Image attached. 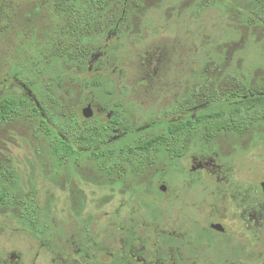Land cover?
Returning <instances> with one entry per match:
<instances>
[{
	"label": "rangeland",
	"instance_id": "1",
	"mask_svg": "<svg viewBox=\"0 0 264 264\" xmlns=\"http://www.w3.org/2000/svg\"><path fill=\"white\" fill-rule=\"evenodd\" d=\"M61 2L0 0V100L24 101L0 122V264H264V120L109 176L90 156L263 89L264 0H109L78 37Z\"/></svg>",
	"mask_w": 264,
	"mask_h": 264
},
{
	"label": "trees",
	"instance_id": "2",
	"mask_svg": "<svg viewBox=\"0 0 264 264\" xmlns=\"http://www.w3.org/2000/svg\"><path fill=\"white\" fill-rule=\"evenodd\" d=\"M108 2L109 0H62L61 8L72 15L71 34L78 37L91 30L98 23L100 14ZM225 100L232 104L229 112L215 111L196 114L169 123L164 133L152 136L147 140L138 141L118 151L93 152L90 156L95 161H100L99 169L109 176L114 167L124 161H128L133 169H137L140 163L151 160L153 152L158 146H165L172 157L181 156L186 142L199 127L203 128L205 138L210 140L215 139L221 132L241 134L249 130L253 124L264 120V88L256 91H232L225 95ZM23 108L24 101L22 99L18 101L14 98H3L0 100V122L19 115ZM36 112L38 111L36 110ZM42 124L50 137L57 138V133L53 129H49L43 119ZM110 124L112 127L127 129L117 117H114ZM86 139H90V136ZM52 152L60 162L76 155L73 146L61 139L53 144ZM1 198L4 196L0 190Z\"/></svg>",
	"mask_w": 264,
	"mask_h": 264
},
{
	"label": "water",
	"instance_id": "3",
	"mask_svg": "<svg viewBox=\"0 0 264 264\" xmlns=\"http://www.w3.org/2000/svg\"><path fill=\"white\" fill-rule=\"evenodd\" d=\"M82 115L85 118L92 117V111H91L90 105H86V107L82 109ZM261 187H262V191L264 193V183L261 184ZM160 190L164 191L165 189H164V187H160ZM209 227H210V229H212L216 232H219V233L224 231L223 227L220 224H211Z\"/></svg>",
	"mask_w": 264,
	"mask_h": 264
},
{
	"label": "flooded vegetation",
	"instance_id": "4",
	"mask_svg": "<svg viewBox=\"0 0 264 264\" xmlns=\"http://www.w3.org/2000/svg\"><path fill=\"white\" fill-rule=\"evenodd\" d=\"M93 83H95L94 80H93ZM90 107H91V105H90ZM82 116H83V115H82ZM115 117H117V116H115ZM113 118H114V117H113ZM113 118H112V119H113ZM117 118H118V117H117ZM112 119H111V120H112ZM118 119H119V118H118ZM111 120H110V122H111ZM119 120H120V119H119ZM176 121H178V120H176ZM173 122H175V121H173ZM170 123H171V122H170ZM110 125H111V124H110ZM114 128H117V127H114ZM123 130H124V131H127L128 128H127V129H123ZM263 183H264V182H263ZM261 184H262V183H261ZM261 184H260V186H261ZM261 189H262V187H261ZM262 193H263V191H262ZM263 194H264V193H263ZM263 196H264V195H263ZM210 225H211V224H210ZM210 225H209V226H210Z\"/></svg>",
	"mask_w": 264,
	"mask_h": 264
}]
</instances>
